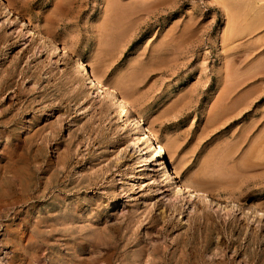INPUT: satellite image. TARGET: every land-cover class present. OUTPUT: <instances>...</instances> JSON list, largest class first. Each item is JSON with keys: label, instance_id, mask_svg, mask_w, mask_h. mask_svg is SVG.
<instances>
[{"label": "rangeland", "instance_id": "rangeland-1", "mask_svg": "<svg viewBox=\"0 0 264 264\" xmlns=\"http://www.w3.org/2000/svg\"><path fill=\"white\" fill-rule=\"evenodd\" d=\"M7 1L0 159L27 168L0 160V264H264V0ZM152 108L167 159L215 194L177 193L137 141Z\"/></svg>", "mask_w": 264, "mask_h": 264}, {"label": "bare ground", "instance_id": "bare-ground-1", "mask_svg": "<svg viewBox=\"0 0 264 264\" xmlns=\"http://www.w3.org/2000/svg\"><path fill=\"white\" fill-rule=\"evenodd\" d=\"M6 2H7V4H6L7 10L14 9V7L12 6V4L9 1L6 0ZM28 23H29V25H32L34 27L35 31L38 33V39L43 44L53 46V40L51 39V37L49 36L47 31L44 29V27L41 25V23L39 21H33L32 19L29 18ZM58 45L59 46L55 47V52H54V54L58 57V59L64 60V61L72 60L74 63L73 64L74 70H76L78 73H85L86 74L85 79L88 80L87 84L90 85V88L94 87V89L96 90V92L98 94H104L106 97L110 98L112 101V105L116 111V115L120 119L124 118L129 112L128 109L126 108V104L124 102V99L121 96L119 97V96L115 95L111 91L109 86L106 84V82H104L99 76H97L93 70H90V72H89L86 69V64L83 61V59H81V58L75 59V58L71 57L70 54L68 53V49L66 46H64L62 43H58ZM154 114H155V108H152V109H150L149 112L142 115V119L144 120V123L146 124V130L139 127V134L137 137V141L140 142V144L142 145L146 141V139H145L146 136L149 134H151L152 139L156 140V144L152 148L154 151V157L155 158L158 157L161 159V164H159V167L162 166V170H164V172H167L165 170V168H167L169 166L173 167L172 168L173 171L170 170L172 175L171 174L170 175L173 179H176V181L178 182V189L176 191L177 193H181V192L184 194L188 193L189 197H191L192 194L196 190H199L200 192H203V193L215 194V192L213 190H211L208 187H205V185L199 184V185H197V187H195L196 184L195 185H193V183L191 184L186 178H184L180 175V173L177 169V166L175 165V163L173 162L171 157H169L167 159V157H168V156L166 157L167 147L165 146V144H163V142H160L158 140L156 133H155V129H153V126H152V123L150 120L154 116ZM13 158H15L14 154H12L10 156H6L4 159H0V160H4V162H5L6 160L10 161V159H13ZM16 162H17L16 166L14 165V162L13 163L10 162L9 165H7L6 167L9 168L10 170L14 171L15 173H18V175L21 173H24L26 171V168H27V166L24 165L26 163V160L23 157H21V159H16ZM169 163L171 165H169ZM24 174H26V173H24ZM191 198H193V197H191ZM257 203L260 204L259 202H257Z\"/></svg>", "mask_w": 264, "mask_h": 264}]
</instances>
